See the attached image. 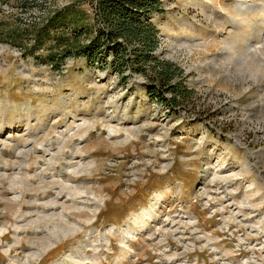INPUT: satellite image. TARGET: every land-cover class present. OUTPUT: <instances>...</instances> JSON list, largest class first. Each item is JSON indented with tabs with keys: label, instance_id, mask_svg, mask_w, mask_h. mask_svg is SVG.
I'll return each instance as SVG.
<instances>
[{
	"label": "rangeland",
	"instance_id": "obj_1",
	"mask_svg": "<svg viewBox=\"0 0 264 264\" xmlns=\"http://www.w3.org/2000/svg\"><path fill=\"white\" fill-rule=\"evenodd\" d=\"M67 2L0 0V264H264V0H163L176 109L10 40Z\"/></svg>",
	"mask_w": 264,
	"mask_h": 264
},
{
	"label": "trees",
	"instance_id": "obj_2",
	"mask_svg": "<svg viewBox=\"0 0 264 264\" xmlns=\"http://www.w3.org/2000/svg\"><path fill=\"white\" fill-rule=\"evenodd\" d=\"M10 1L24 11L38 5V0ZM163 11V0H68L8 35L24 54L54 70L78 57L116 73L126 85L131 76L142 75L147 95L176 109L192 92L184 85V70L157 55L159 28L152 16Z\"/></svg>",
	"mask_w": 264,
	"mask_h": 264
}]
</instances>
